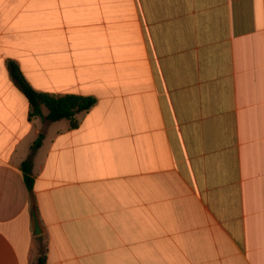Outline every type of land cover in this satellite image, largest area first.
Masks as SVG:
<instances>
[{"label":"crops","instance_id":"0c3cea01","mask_svg":"<svg viewBox=\"0 0 264 264\" xmlns=\"http://www.w3.org/2000/svg\"><path fill=\"white\" fill-rule=\"evenodd\" d=\"M11 62L97 102L76 128L30 118ZM42 252L264 264V0H0V264Z\"/></svg>","mask_w":264,"mask_h":264},{"label":"trees","instance_id":"16d2710c","mask_svg":"<svg viewBox=\"0 0 264 264\" xmlns=\"http://www.w3.org/2000/svg\"><path fill=\"white\" fill-rule=\"evenodd\" d=\"M12 77L17 85L24 92L30 103L29 117L42 116V108L48 109L46 119L49 121H58L66 119L70 122L72 128L79 125L77 114L82 111H88L92 108L97 98L94 96L78 95V94H53L49 92L37 91L23 77L20 69L13 63H10ZM44 134L41 133L32 145V151L35 152L41 145ZM22 168L26 185L30 191L33 188L32 162L27 159L23 162ZM37 264H47V254L42 252Z\"/></svg>","mask_w":264,"mask_h":264},{"label":"water","instance_id":"95a60500","mask_svg":"<svg viewBox=\"0 0 264 264\" xmlns=\"http://www.w3.org/2000/svg\"><path fill=\"white\" fill-rule=\"evenodd\" d=\"M32 218H33V234L35 236L41 235L44 233L43 226L41 224L39 215H38V210L36 207V202L35 199H32Z\"/></svg>","mask_w":264,"mask_h":264},{"label":"rangeland","instance_id":"374dc122","mask_svg":"<svg viewBox=\"0 0 264 264\" xmlns=\"http://www.w3.org/2000/svg\"><path fill=\"white\" fill-rule=\"evenodd\" d=\"M44 245H45V243L42 241V248H43V250H45Z\"/></svg>","mask_w":264,"mask_h":264}]
</instances>
